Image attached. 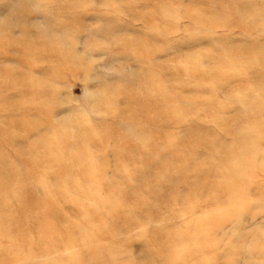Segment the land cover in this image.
<instances>
[{
	"label": "rangeland",
	"instance_id": "obj_1",
	"mask_svg": "<svg viewBox=\"0 0 264 264\" xmlns=\"http://www.w3.org/2000/svg\"><path fill=\"white\" fill-rule=\"evenodd\" d=\"M0 264H264V0H0Z\"/></svg>",
	"mask_w": 264,
	"mask_h": 264
}]
</instances>
